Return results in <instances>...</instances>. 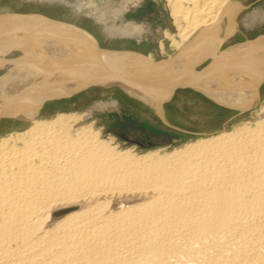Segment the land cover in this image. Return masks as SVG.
<instances>
[{"label": "bare ground", "instance_id": "1", "mask_svg": "<svg viewBox=\"0 0 264 264\" xmlns=\"http://www.w3.org/2000/svg\"><path fill=\"white\" fill-rule=\"evenodd\" d=\"M132 1L128 11L126 0L75 10L95 8L123 47L136 27L150 35L153 25L116 20L139 4L166 8L156 35L171 60L108 52L89 31L44 15L0 14V55L23 52L16 63L0 56L9 72L0 77V124L21 122L0 134V264H264L263 7ZM91 86L152 98L161 118V103L189 86L239 115L257 111L231 130L146 151L104 135L91 112L40 116L47 102Z\"/></svg>", "mask_w": 264, "mask_h": 264}, {"label": "rangeland", "instance_id": "2", "mask_svg": "<svg viewBox=\"0 0 264 264\" xmlns=\"http://www.w3.org/2000/svg\"><path fill=\"white\" fill-rule=\"evenodd\" d=\"M87 1L88 0H65L61 1L63 2L61 3L60 0H0V14L14 13L17 15H31L35 13L36 15H44L52 20L68 24H76L84 30L89 31L100 39L102 42V48L104 50H109L108 52L116 53L117 51H122V49L135 52L141 51L147 56L151 53L158 54L160 56L159 58H161L160 60L163 61L164 59L171 60V54H165L166 52L164 54H161V52L158 53V51H160V37L156 35L159 31V27H162V24L166 26V24L163 23V20L169 16V12L166 8L164 10L157 7L150 8L147 4V7L149 8L148 10L145 3L144 5L139 4V7L132 8L129 17L125 14L121 16L120 19L116 20L115 22H118V24L124 25H127L130 22L133 23L134 20L140 24L146 25H149L148 22H152L151 25H153L150 35L145 30V34L143 35V32L136 27V33L133 36V44L128 46L124 45L123 48L121 47L122 44L117 41V39L112 40L106 35L101 22L98 20L96 22V18L90 13L92 11L94 12L95 8H85L83 12H77L75 10V6L80 2L87 3ZM98 1L97 7L102 8V5H104L103 0ZM118 1L121 2V0H116L117 3ZM244 1L249 2L250 5H256V7H263L264 9V0H262L261 4H259L260 0ZM135 3L137 4L135 1L126 0L124 5L127 7V11ZM163 5L165 6L164 3ZM106 18L109 20V23L111 22L110 24L113 23L112 18L108 16ZM240 21H242V18ZM153 31L155 36L152 34ZM237 42L239 41H236L234 44ZM9 53L0 56L3 59L5 58L6 60H13L15 62L16 59L19 60L23 55L22 50L17 49ZM198 70L202 71V68H199ZM7 72L8 68L0 67V77L7 74ZM115 87L110 89L106 86H91L72 97L54 99L45 104L44 110L40 116L52 117L60 111L77 113L91 112L92 114L89 115L87 119L90 121L92 119L98 120L97 124L103 129L104 135L115 136L125 147L135 145L138 149L146 151L150 150V148L156 149L155 146L158 148L173 144V142L169 140L175 139L177 144L171 145V147H175V145L176 147H180L190 141L196 140V137H206L210 133L214 134L224 128L231 130L235 124H241V122L248 120L249 118H254L257 111V108H255L246 113V115H239L234 108L220 104L205 96L198 90L193 88H180L176 90V94L173 98L165 99L161 103L166 111V124L163 122L161 116H159L155 109L150 105L149 101H153L151 100L152 98L144 100L145 97L140 95L138 96V99L136 98L137 96L133 97V95L131 96L130 93L126 92L125 88ZM154 88L156 89V87ZM262 93H264V87ZM109 100H115L118 104L108 106L105 102ZM263 102L264 94L260 105H262ZM122 119L126 122H123ZM4 120H2L0 124V134H7L11 130L20 128L21 122L10 121L11 119L8 118ZM114 122H116V124ZM127 137L134 141L143 142L145 146L142 147L137 145L136 142L130 144L125 140ZM158 139L168 142L164 145H162V143L157 144L159 141Z\"/></svg>", "mask_w": 264, "mask_h": 264}, {"label": "crops", "instance_id": "3", "mask_svg": "<svg viewBox=\"0 0 264 264\" xmlns=\"http://www.w3.org/2000/svg\"><path fill=\"white\" fill-rule=\"evenodd\" d=\"M186 89H195V90H198V91H200V92H202V94H204L205 96H206V94L204 93V91H205V89H203V88H205V87H193V86H189V87H185ZM177 89H180V88H177ZM177 89H175L174 90V92L170 95V97L171 98H173L174 96H175V94H176V90ZM126 91V90H125ZM127 92V91H126ZM208 97V96H207ZM209 98H211V97H209ZM211 99H213V98H211ZM213 100H215V99H213ZM217 101V100H216ZM217 102H219V101H217ZM221 104V103H220ZM156 111V110H155ZM164 118H162V120H163V122L164 123H166L167 122V119H166V111L164 110ZM122 114V113H121ZM123 120V119H122ZM126 122V121H125ZM167 124V123H166ZM131 126V125H130ZM117 133V132H116ZM118 134V133H117ZM120 135V134H119ZM159 141L157 142V144H159V143H162V145H164V144H166L168 141H163V140H160V139H158ZM169 141H171V142H173V144H171V145H174V144H176V142H175V139L174 140H169ZM156 143V142H155Z\"/></svg>", "mask_w": 264, "mask_h": 264}]
</instances>
